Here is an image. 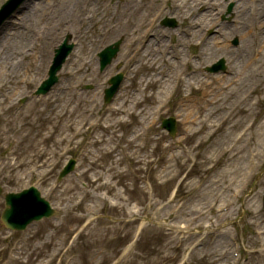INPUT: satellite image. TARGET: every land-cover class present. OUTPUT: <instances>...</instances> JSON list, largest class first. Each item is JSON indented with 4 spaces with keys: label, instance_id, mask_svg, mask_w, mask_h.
<instances>
[{
    "label": "rangeland",
    "instance_id": "374dc122",
    "mask_svg": "<svg viewBox=\"0 0 264 264\" xmlns=\"http://www.w3.org/2000/svg\"><path fill=\"white\" fill-rule=\"evenodd\" d=\"M6 1L0 0V6ZM41 1L26 2L33 7L34 18L26 19L24 28L17 34L28 33V38L20 37L17 53L10 51L8 58V63H12L17 57L19 71L28 69L33 80L25 82L26 77L20 72L16 85L11 84L4 92L0 88V184L4 194L20 192L35 184L58 215L32 224L25 233H11L1 222L5 208L1 197L0 264H264V56L251 64L244 50L248 52L250 47L245 48L248 45L257 52L264 50V24H260V36L249 33L247 22L243 24V31L236 29L239 22L235 17L236 3L224 0L227 5L222 8L208 0L204 9L197 8L198 16L212 13L218 25L203 26L202 34L206 38L201 44L198 37L194 40L190 37L192 32L188 30H195L192 20L183 24V19L165 10L157 22L160 30L166 28L162 26L165 18L174 19L177 24L175 28H168L173 33L165 38L167 46L173 47L178 42L183 26L187 27L190 22L189 35L184 40L188 43L182 42L179 47L182 56L190 60V65L183 63L180 68L185 72L184 80L187 82L195 71L198 87H201L199 80L212 83V87L220 83L216 79L221 76L230 77L228 92L217 94L227 106H206L216 95L208 94L204 87L191 88L184 80L179 90H173L172 95L168 93L171 88H165V82L170 77L171 81L174 79L177 52L174 53L176 47L167 50L161 46L158 48L167 58L154 51L161 60L153 74L159 84L144 88L145 92L143 88L139 93L132 91L142 101L141 109L133 110L142 114L138 118L113 117L109 112L108 123H113L112 127L107 124V129L100 127L96 131L92 126L97 123L101 110L109 108L103 100L109 79L119 73L125 75L119 104L132 89L127 63L139 46L132 42L128 49L129 41L112 35L107 13L96 23H92L91 16L115 4H118L117 11L128 14L134 11L130 10L132 4H128L130 0H95L90 3L88 14L84 5L89 0H80L79 4L68 0L72 2L73 14L81 13L88 18L87 29L82 32L74 19L72 24H66L63 32L56 29L46 37L48 31L44 24L49 22L56 6L46 5L45 14L49 12L50 16L43 22ZM162 1L149 0L151 6L147 10L154 14L163 5ZM26 11L15 13L3 29L18 22L17 17L24 18ZM11 32V35L16 33L12 29ZM40 33L45 40L37 44L36 34ZM69 33L75 48L59 73V83L48 96L31 99L18 111V103L39 86L55 49ZM244 33L252 44L245 43ZM54 36L61 42H52ZM214 38L221 40L218 45L228 44V49L217 50ZM235 38L240 41L237 48L232 44ZM116 42L120 43L118 55L101 71L99 59H93ZM11 44L16 46L15 40ZM203 51L207 56L199 60L197 56ZM122 53L130 58L122 57ZM222 58L228 72L209 74L206 68ZM86 63L94 66L96 76L87 72ZM77 67L82 72L70 76ZM140 77L144 78L142 73L136 76L135 86ZM20 81L23 83L19 84ZM98 93L99 98H94ZM203 94L208 95L207 100L202 99ZM188 95L199 102L194 106L205 122L185 130L183 115L189 109L178 104ZM246 97L249 98L246 100ZM66 103L63 110L66 112L59 118L56 112ZM241 104L243 111L233 114ZM77 105L80 107L76 111ZM157 111L161 113L157 115ZM229 115L226 124L229 132L220 129L212 135L210 126L218 125ZM169 117L177 119L175 138L161 129V121ZM119 118L127 122L116 127ZM152 120L154 125L148 129L147 123ZM85 121L89 123L84 126ZM132 122L137 124L136 129L133 124L128 125ZM251 126L237 145L243 148L240 156L244 160L240 161L233 156L238 147L232 152L230 147ZM92 134L95 136L91 140ZM131 140L136 143L135 154L130 149ZM168 148L172 150L167 152ZM71 157L78 161L75 172L57 184L60 171ZM83 197L85 200L79 204ZM231 239L240 243L238 258L234 256L236 251Z\"/></svg>",
    "mask_w": 264,
    "mask_h": 264
},
{
    "label": "bare ground",
    "instance_id": "6f19581e",
    "mask_svg": "<svg viewBox=\"0 0 264 264\" xmlns=\"http://www.w3.org/2000/svg\"><path fill=\"white\" fill-rule=\"evenodd\" d=\"M94 2L95 0H90L91 2ZM170 5L167 7L166 10L169 9V11L174 12L178 18L183 19V24H186V21L188 22V20H192L190 22L194 23L195 26H193L192 28H195V30H188V28H190V22L189 25L183 26V32H181V36H179V40L178 42L175 44L177 53H176V57L177 58V64H173V66L175 67V69H179V67H181L180 65H182V63H186L187 65H190V60L186 59L185 57H182V52H179V47L180 45L182 46V42L183 44H187V42H184V40L186 39V37L188 38V31H191L192 33H190L191 38L194 40L198 37L199 41H201V44H204V39L206 38V35L202 34V29L203 26L208 25L209 27H214L215 25H218V22L215 21L214 19V15L212 13H204L201 16H198V11L197 8L199 6L202 7V9H204V7L206 5L209 4L208 0H193L192 3H190V0H168ZM214 3V6H218V7H222L225 8V6L227 5V2L224 0H212ZM70 2L68 0H62V2L58 3L55 0H44L43 4H41V19L43 22H45V20L50 16V13L48 12V14H45V7L46 5H51V6H56L55 10L53 11V14L50 17V20L47 24H44L46 27V31H48V33L46 34V37L51 36L50 32H54L56 29H58V31L63 32V30H65L66 28V24H72L74 19H76L75 25H78L81 27L80 30L87 29L86 26V22L87 21V17L84 14H73L72 10L70 9ZM72 2H75L76 4H79L80 0H72ZM71 2V3H72ZM95 2H98V0H96ZM230 2H235L236 3V20L239 21L238 27L236 26V29H239L241 31H243V24H245V22L247 23H251V28L252 31L249 30V33H255L258 36H260V32L261 31V26L260 24H264V0L260 1L259 3L262 4L261 8L259 6V8H257L253 14V18H251L250 16H248L250 7H251V3L252 0H230ZM132 4V8L130 10H134L133 12H129L128 14H126L125 12H122L121 10L117 11L115 9V7H118V4L109 6L108 8L105 7L102 16L104 15V13L106 14V17L109 18L110 20V32L112 33V35L117 38H123L124 41H129L130 44H132V42L134 43V45L142 46L143 48H141L140 46L137 47V50L133 52L132 57V62L128 61L127 63V69L129 70L130 74H132V77L130 78V82L131 84V90L128 91V93L126 94L125 98H122L123 102L122 104H119V100H120V94H118L114 104L111 106L110 109V113L111 116L113 117H117V116H128V117H134V118H138L139 115H141L142 113H135V111L133 109H137L139 108V110L141 109V104L142 101L139 97H137L134 93L136 91L141 92L142 88H143V92H145L146 89L152 88V87H156V85L159 84V80L153 75L154 72L156 70V66L157 63L160 60V58L158 56H156L154 54V51L156 49V51L159 52V48L161 46H163L164 48H167V50L169 49L170 45L167 46L165 43V38L167 36H170L172 34V32L170 30H159V28L156 26V23L159 19V17L156 15L154 16V14H152L148 9V7L151 6V4L149 3V0H130L128 2V4ZM127 4V6H128ZM24 9H27V11L25 12V19H32L34 18L32 12H33V7H31L30 5L26 4V6L23 7ZM22 7H20V11H21ZM146 9V10H145ZM143 11V12H142ZM90 13V11H89ZM97 13V12H96ZM93 13V14H96ZM152 14V15H151ZM231 13H228L227 15L230 16ZM130 16L132 17H136L135 19H131ZM94 17V16H93ZM155 18V19H154ZM85 19V20H84ZM195 19V20H194ZM96 20L98 21V17H96ZM236 24V25H237ZM90 25V24H87ZM221 26L225 27V24H222ZM233 25H230L227 27L229 28H233ZM225 27V28H227ZM186 28V29H185ZM159 30V31H158ZM238 31V30H237ZM72 33H74V31H71ZM15 37V36H14ZM28 38V33L27 35H21V36H17L14 40L16 42V46L12 43L13 38H8L7 36H3L2 34L0 35V48L2 46L7 47L8 52H4L3 56H2V62H1V66H0V82H1V90H6V88L8 86L12 85H16V80L20 77L21 73L22 75L24 74L26 79L25 82L31 83L33 80V75H29L28 72L29 70H22L19 71V64L20 62L18 61V58L15 57V60L12 63H8V58H9V52H13L14 54L17 53V45L19 43L18 38ZM243 39L245 40V43L248 44H252V41L248 39L247 34L244 33V36H242ZM47 39V38H46ZM58 36H54L52 42H57V44L59 42H61V39L57 40ZM45 40V39H44ZM214 44L215 47L217 48V50H224V49H228V44H219V41H221L219 38H214ZM264 43V41H263ZM160 45V46H159ZM157 46V48H156ZM215 47H210L211 50L215 49ZM250 47V48H249ZM245 48H249L248 52L245 50L246 52V58L248 60V63H255L257 62L259 56H264V50L262 51H254L252 49V47L250 45H248ZM1 50V49H0ZM216 50V49H215ZM242 49V51H244ZM122 57H129V55H126V53H122L121 54ZM201 57H199V59L201 58L203 60V58L205 56H207V52H201ZM75 60V59H74ZM73 60V61H74ZM72 61V62H73ZM75 65V61L72 63V66ZM135 65V66H134ZM172 65V63H171ZM76 68V67H75ZM78 68V67H77ZM87 72L89 71V73L94 74V76L97 75V72L94 71V66L87 64L86 63V68ZM21 72V73H20ZM82 72L81 68H78L77 71L72 72L70 74V76L72 75H76V74H80ZM74 73V74H73ZM143 74V77L139 78V83L135 86V83L138 82V78H136V76L138 74ZM193 73V77H190L192 75H190L188 81L186 82V84H189L190 87L196 85V78H195V74L197 72L192 71ZM175 74V73H174ZM184 75V72H179L177 73V76L182 77ZM171 78V77H170ZM170 78H168L165 82V88H171L170 90H179L180 85L182 83V80H180L178 85L174 86V80H170ZM173 78H175V75L173 76ZM222 82H221V80ZM220 79H216L218 82H220L218 85H214V86H210V83H205L203 81L199 80V84L201 85L200 88L204 87V89H206V91L210 94L216 95V97H213V99H210L206 106H214V105H219V108L225 107L227 106V104H225V100H223L222 98H220L217 94H226L228 92V84L229 82H231V78L230 77H226V76H221ZM18 82V80H17ZM172 82V87H170V83ZM184 82V81H183ZM23 83V81L19 82V84ZM209 84V85H207ZM182 87V86H181ZM185 87V86H184ZM211 87V88H210ZM144 88H146L144 90ZM164 88V90H165ZM198 88V89H200ZM133 90H136L135 92H132ZM169 90V89H168ZM168 91V93H171V91ZM164 92H161V94ZM94 98H99V93L97 95H95ZM80 99V97H79ZM248 98H246L247 100ZM77 100V99H76ZM185 103H188L189 105H183V101L180 102V106L181 107H185L186 109H189L187 114L183 115V124L185 126V130L187 128L193 127L194 125H196L198 122L200 123H204L205 120L201 119V113L196 110L197 106L194 105H198L199 102H197L196 100L190 99V98H185L184 100ZM65 105L64 107H59L56 106L57 108H60V112L57 113L56 115L60 118L64 112L63 110L65 109V107H67V103L66 104H62ZM78 107H80L79 105H77L75 107V110H78ZM215 109V108H214ZM56 110V109H55ZM240 111H243V107L242 104L239 106H236L235 111L233 112V114H237ZM72 112L74 111V108H72ZM147 115V114H146ZM108 117H109V113H107V115L105 116V118L103 119L107 124H109L110 127H112L113 123L110 124V122L108 123ZM144 117V115L142 116ZM58 119V118H56ZM117 122H115L116 127H121L123 124H126L127 121H125L124 119H118L116 120ZM136 121V120H135ZM134 125V128L136 129L137 124L132 123H128V125ZM108 125L106 126V129L109 127ZM210 127H213L211 131H216V134L218 133L219 128L216 130L217 124L212 125ZM133 128V129H134ZM133 129L131 130V132H134ZM133 141V140H131ZM135 141V140H134ZM134 141L131 143L132 145H130V149H132L134 151L137 150V147H135ZM137 146V145H136ZM243 153V148L242 147H238L236 149V151H234L233 156L235 158H238L240 161L244 160L243 158H241L242 156H240V154ZM102 186H105L104 184ZM101 188V185L99 186V189Z\"/></svg>",
    "mask_w": 264,
    "mask_h": 264
},
{
    "label": "water",
    "instance_id": "95a60500",
    "mask_svg": "<svg viewBox=\"0 0 264 264\" xmlns=\"http://www.w3.org/2000/svg\"><path fill=\"white\" fill-rule=\"evenodd\" d=\"M116 50H117V49H116ZM116 50H111V49H110L111 54H114V53L116 52ZM117 80H118V78H115L114 82H116ZM108 94H110V91H108ZM170 128H173V125H171ZM3 219H4V222H5L8 226H9V225H10V226H13V225H11V223H9V222H10V211H9V210H7V211L5 212Z\"/></svg>",
    "mask_w": 264,
    "mask_h": 264
}]
</instances>
